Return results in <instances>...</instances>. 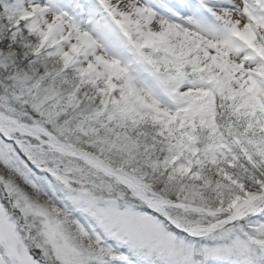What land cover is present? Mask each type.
Returning <instances> with one entry per match:
<instances>
[{"label":"snow or ice","instance_id":"snow-or-ice-1","mask_svg":"<svg viewBox=\"0 0 264 264\" xmlns=\"http://www.w3.org/2000/svg\"><path fill=\"white\" fill-rule=\"evenodd\" d=\"M0 264H264V0H0Z\"/></svg>","mask_w":264,"mask_h":264}]
</instances>
